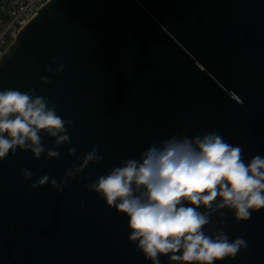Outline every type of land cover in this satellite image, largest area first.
<instances>
[{
  "label": "water",
  "instance_id": "1",
  "mask_svg": "<svg viewBox=\"0 0 264 264\" xmlns=\"http://www.w3.org/2000/svg\"><path fill=\"white\" fill-rule=\"evenodd\" d=\"M4 88L47 97L72 126L58 159L0 160V264H148L86 185L171 135L215 131L244 160L264 155V0H49L0 55ZM93 147L101 161L67 176ZM45 174L62 190L30 187ZM205 230L247 242L224 264H264V209L218 211Z\"/></svg>",
  "mask_w": 264,
  "mask_h": 264
},
{
  "label": "clouds",
  "instance_id": "2",
  "mask_svg": "<svg viewBox=\"0 0 264 264\" xmlns=\"http://www.w3.org/2000/svg\"><path fill=\"white\" fill-rule=\"evenodd\" d=\"M53 59L52 63H55ZM64 65L57 68L63 71ZM51 72V69H46ZM41 81L48 83L47 77ZM72 126L57 114L55 105L32 90L0 89V160L17 150L34 159H58L55 149L70 143ZM54 141L45 150L42 137ZM75 150L70 148L69 154ZM102 157L97 149L85 153L74 176ZM25 181L34 173L21 169ZM50 184L57 192L63 184L47 174L30 184L32 189ZM107 206L127 218L128 239L148 264H224L247 247L222 230L206 231L214 213L227 210L237 222L248 221L253 211L264 209V155L242 159L239 145L215 131L171 135L151 143L138 157L127 158L86 185Z\"/></svg>",
  "mask_w": 264,
  "mask_h": 264
},
{
  "label": "built area",
  "instance_id": "3",
  "mask_svg": "<svg viewBox=\"0 0 264 264\" xmlns=\"http://www.w3.org/2000/svg\"><path fill=\"white\" fill-rule=\"evenodd\" d=\"M49 0H0V55Z\"/></svg>",
  "mask_w": 264,
  "mask_h": 264
}]
</instances>
